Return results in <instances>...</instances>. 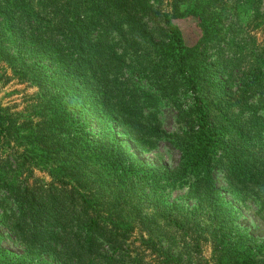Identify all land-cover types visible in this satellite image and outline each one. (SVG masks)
Returning <instances> with one entry per match:
<instances>
[{"label": "trees", "instance_id": "obj_1", "mask_svg": "<svg viewBox=\"0 0 264 264\" xmlns=\"http://www.w3.org/2000/svg\"><path fill=\"white\" fill-rule=\"evenodd\" d=\"M164 1L0 0V61L38 89L22 121L0 105L1 145L25 148L0 163V264H264L214 177L264 211V45L238 35L264 29V0ZM193 19L190 46L180 23ZM162 101L180 132L164 130ZM120 134L171 141L179 163L148 165ZM189 180L195 205L162 196Z\"/></svg>", "mask_w": 264, "mask_h": 264}, {"label": "rangeland", "instance_id": "obj_2", "mask_svg": "<svg viewBox=\"0 0 264 264\" xmlns=\"http://www.w3.org/2000/svg\"><path fill=\"white\" fill-rule=\"evenodd\" d=\"M168 2V0L164 1L161 7L164 8L168 6ZM236 22L242 23V19ZM180 25L183 28L188 45L192 46L195 44L199 39V30L194 19L188 20V22L182 21ZM252 28V26L247 27L242 23V27L238 28V30H240V34L238 35L247 39L253 46H263L264 29L259 28L254 30ZM235 35H237V33ZM37 92L38 89L31 86L30 83H22L13 78L12 71L8 67V64L4 61H0V105L8 109L11 114H18L21 116V118L18 117L20 118L19 121H22L23 118L30 117L35 112V96ZM154 112L161 120L165 131L168 133H177L181 131L182 127L177 122V112L170 103L166 101L160 102L154 109ZM77 113L83 118V121L87 123V128L91 132L96 134L102 132L96 118L92 117V114H89L92 113L89 105H82L81 111ZM118 139L148 165L173 168L179 163L180 152L171 141L159 140L155 142L153 146L141 149L126 135L121 136L120 134ZM11 145L12 146L8 147L7 143H4V145L0 143V163H5L7 160L14 162V151L21 153L25 150L24 147L19 146V143L16 144L12 142ZM18 159H20L19 156H17V160ZM43 168L44 167L35 166L34 176L49 180ZM214 177L224 198L230 202L235 209L237 215L236 224L239 226L240 230L248 235L256 237L260 242H264V211L261 210L260 204L252 197L237 198L230 196L226 191L228 181L222 171L216 172ZM190 182H192V180L180 182L175 186H169L163 191L162 196L170 202L175 200L178 204L183 206H193L195 205V201H191L187 196ZM1 197H3L2 193L0 194V198ZM12 207V202L6 200L2 208L3 210H8L7 213H9ZM2 231L5 236H7L6 230L2 229ZM4 246L16 253H20L21 251L19 247L12 243L8 236L4 242ZM203 252L207 259L211 258L212 249L209 244L204 245Z\"/></svg>", "mask_w": 264, "mask_h": 264}]
</instances>
